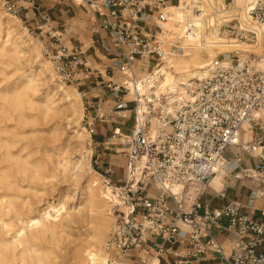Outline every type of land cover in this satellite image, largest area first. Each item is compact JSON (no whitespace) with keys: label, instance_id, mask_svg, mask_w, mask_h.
<instances>
[{"label":"built area","instance_id":"obj_1","mask_svg":"<svg viewBox=\"0 0 264 264\" xmlns=\"http://www.w3.org/2000/svg\"><path fill=\"white\" fill-rule=\"evenodd\" d=\"M216 1L63 0L85 9L86 21L46 15L35 29L60 80L84 94L82 124L90 138L99 125H117L98 144L107 156L126 159L122 184L111 186L102 175L120 200L112 208L105 264H154L153 257L183 264L208 253L222 264H264V154L257 153L264 149V0L246 6L244 20L222 19L221 8L233 0ZM4 7L20 16L16 0H4ZM211 33L233 49L186 85L165 86L164 59L185 53L184 37ZM88 42L101 51L89 55ZM246 122L252 139L244 143ZM246 157L255 164L247 166ZM222 173L224 186L252 185L245 201L211 208L200 199Z\"/></svg>","mask_w":264,"mask_h":264},{"label":"bare ground","instance_id":"obj_2","mask_svg":"<svg viewBox=\"0 0 264 264\" xmlns=\"http://www.w3.org/2000/svg\"><path fill=\"white\" fill-rule=\"evenodd\" d=\"M213 1V0H211ZM256 0H233L229 7L219 13L222 19L244 20L245 7ZM216 3L221 5L220 0ZM83 15L87 11L83 9ZM5 33L6 40L2 39ZM188 35L181 41L186 49L185 53L170 59L165 58L162 73L166 75L165 86L186 85L188 78L197 75L210 60L219 53L231 51L233 48L217 34L211 33L204 37ZM204 41V42H203ZM43 44L34 38L27 26L19 17H15L0 7V65H9L19 61L24 50L29 53V66L36 67L29 75H21L20 83L14 87L0 86V218L4 233H0V264H55L48 250L38 248L41 239H56L63 234L65 223H87L92 226V236L78 243L72 257L75 264H105L107 253L105 243L114 221L113 206L120 204L115 198L110 186L104 185L103 177L92 166L95 154L93 141L81 121L84 115V94L74 86L63 83L57 76L48 60L43 56ZM34 63V65H33ZM264 68V65L262 66ZM48 79L49 84L55 85L56 94L61 95L62 101L56 103L54 97L47 96L44 100L36 99L39 82ZM46 83V84H48ZM94 93H92L93 95ZM91 96V95H87ZM68 106L63 108L62 104ZM59 107V111L57 110ZM70 114V115H69ZM69 115L68 129L70 135L65 137V130L59 126L50 134L45 142H38L37 157L31 159V154L24 155L28 146L14 151L18 140L27 139L25 130L29 129L30 137L40 133L39 127L49 124L53 119ZM61 127V128H60ZM38 138V137H37ZM250 123L243 125L242 142L250 141ZM50 144L54 152H42L41 145ZM70 151L78 155L76 161L70 160ZM263 153L264 149L257 150ZM64 156L63 159H60ZM59 158L57 162L54 159ZM126 168V159L121 164L113 161V166ZM238 170V169H237ZM224 174H218L211 183L216 190L224 187ZM30 180L31 183L71 184L74 195L82 196L84 206L79 207L77 214L67 209L69 203H74L69 192L60 193L57 197L43 200L39 218H29L20 221L18 230L14 223H7L3 218L11 214L19 215V202L15 193L21 191V182ZM172 191L180 194L181 187H174ZM194 197V195H193ZM125 210L124 206H121ZM15 230V231H14ZM13 234L10 235V233ZM11 236V240L8 237ZM161 245L163 240L153 238ZM151 262L158 264L156 257Z\"/></svg>","mask_w":264,"mask_h":264},{"label":"rangeland","instance_id":"obj_3","mask_svg":"<svg viewBox=\"0 0 264 264\" xmlns=\"http://www.w3.org/2000/svg\"><path fill=\"white\" fill-rule=\"evenodd\" d=\"M229 3H231L229 1ZM2 4H4V0H0V7H2ZM224 4H227L225 2ZM6 10V8H5ZM7 11V10H6ZM8 12V11H7ZM20 18V17H19ZM22 19V18H21ZM24 26H29L27 24H24ZM30 29V28H29ZM35 39L40 41L44 46L43 39L39 36V32L37 30H31L30 31ZM2 39L6 40L5 33L2 34ZM44 56V55H43ZM29 53L24 50V53L22 55V58L19 61L11 62L9 65H0V86L5 87L7 85H10V87H14L15 84H19V77L23 74L29 75L31 70L36 71V67L29 66ZM34 65V63H33ZM60 80V79H59ZM48 83V79H42L41 82H39L38 87V93L36 99L38 100H44L47 96L54 97V101L56 103H60L62 101V97L59 94H56L55 85L53 84H46ZM85 88V87H84ZM96 95V94H95ZM89 97V96H87ZM84 105H85V99H83ZM63 108L60 109V112H62L68 105L61 103ZM57 110L59 111V107H57ZM70 115V114H69ZM64 115V117L58 116L57 118L53 119L51 122H49L48 125L39 127L40 133L35 134V139H32L30 137V130H25V136L27 139H20L18 140L17 146L14 149V151L20 150L21 148L28 146L27 150L24 151V155L31 154L32 158L34 159L37 157L34 155L38 151L39 144L38 142H45L47 138H49L52 131H54L57 127L61 126L65 130V137L70 135V130L68 129V118H71V116ZM83 119V118H82ZM132 121L129 122L126 126L127 128H130L132 126ZM82 124V121H81ZM84 127V125L82 124ZM117 125L110 124L106 126L99 125L97 128V136L93 137V148L95 150V154L92 160V166L95 169L96 172L100 173L108 179H111V186H116L122 184L123 175H124V167L121 165L117 167L116 165L113 166L112 171L113 174L111 175H104L103 169L101 167V164L99 163L101 161L100 157L102 156V153H107V151H104L102 147L98 146V144L102 141L100 137L105 139V130L110 131L111 129L116 128ZM60 127V128H61ZM124 132V130H123ZM110 134L108 132V135L106 137H109ZM38 137V138H37ZM42 152H48L49 154L54 152V149H51L50 144H42L41 145ZM107 156V155H106ZM64 156H62L60 159H63ZM78 158V155L74 153L73 151H70V160L76 161ZM113 161H117L119 164H121V159L123 156L115 155L113 154L112 157ZM59 158L54 159V162L60 161ZM104 180V178H103ZM54 186L47 183L48 185H43L42 183H31L30 180L21 182V191L15 193L16 200L19 202V215L15 216V214H11L8 217L3 218L7 223H14L16 225L15 230H18V227L20 226V221H28L29 218H39V213L42 211L43 208H41V205L43 204V200L47 201V196L50 195L49 198L57 197L60 193L65 194L69 192V195L71 198H73L75 201L74 203H69L67 205V209L70 213L77 214L79 207L84 206V199L80 195H74L70 189L72 186L74 189L75 187L71 184H57L55 180ZM247 191H244L243 193H246ZM113 210V209H112ZM65 230L63 234L59 235L56 239H41L38 241L37 245L38 248L41 250H48V252L51 254V258L53 259L55 264H75L72 254L76 247V245L84 240L89 239L93 234V228L91 225L87 223H65ZM14 230V231H15ZM5 229L2 226V221L0 218V233H4ZM13 234V232L10 233V235ZM11 236L8 237L9 240H11Z\"/></svg>","mask_w":264,"mask_h":264},{"label":"crops","instance_id":"obj_4","mask_svg":"<svg viewBox=\"0 0 264 264\" xmlns=\"http://www.w3.org/2000/svg\"><path fill=\"white\" fill-rule=\"evenodd\" d=\"M33 5L28 2V0H20L19 2L16 0V4L19 5L20 9V18L24 24L29 26V30H35L38 26L42 25L43 21L41 17L49 16L52 19L56 20H70V19H79L81 21H86V16L83 15V9H76L73 5L64 3L63 0H32ZM62 3L63 5H61ZM89 55L93 56L95 49L97 52L101 51L100 45L97 43L88 42ZM104 127V126H103ZM108 128L105 130V138L108 135ZM102 143L105 139L100 137ZM107 153H102L100 157L101 167L103 171L110 169L112 171L113 168V159L109 156H106ZM245 164L247 166H253L255 161L246 157ZM113 174V171H112ZM121 181V180H120ZM252 182L245 180H233L229 182L227 185L223 187L222 190H216L215 188L209 189L207 193L200 199V201L204 204H209L211 208H221L227 206L231 202L237 201H245L248 197L249 191L248 188L251 187ZM216 190V192H215ZM247 191L246 193H243ZM218 192V193H217ZM225 193V197H221L220 194ZM259 218V216H257ZM215 235L220 241L224 240L222 234L218 231H215ZM158 244V243H157ZM162 244L166 245V248H172L174 251H181L182 247L180 245L171 246L166 244L164 241ZM161 244V245H162ZM217 257L213 253H208L203 261L198 262L196 259H189L183 262V264H222L220 259H216ZM129 262L131 264H141L136 259H130ZM160 264H175L174 259H168L167 261L160 260Z\"/></svg>","mask_w":264,"mask_h":264}]
</instances>
